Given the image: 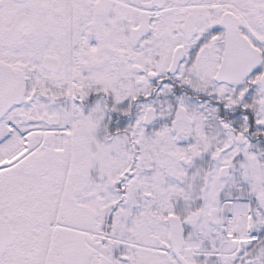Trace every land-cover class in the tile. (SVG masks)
<instances>
[{
    "label": "snow or ice",
    "instance_id": "6c2138e0",
    "mask_svg": "<svg viewBox=\"0 0 264 264\" xmlns=\"http://www.w3.org/2000/svg\"><path fill=\"white\" fill-rule=\"evenodd\" d=\"M0 264H264V0H0Z\"/></svg>",
    "mask_w": 264,
    "mask_h": 264
}]
</instances>
